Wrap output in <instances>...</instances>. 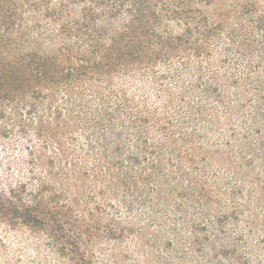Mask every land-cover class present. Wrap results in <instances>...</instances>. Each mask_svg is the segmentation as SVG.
Instances as JSON below:
<instances>
[{"label":"rangeland","instance_id":"374dc122","mask_svg":"<svg viewBox=\"0 0 264 264\" xmlns=\"http://www.w3.org/2000/svg\"><path fill=\"white\" fill-rule=\"evenodd\" d=\"M14 1L0 54L26 64L36 51L53 66L51 75L27 73L32 87L0 83V264H90L83 254L94 264H264V0H187L184 17L166 11L173 0H160L165 22L142 26L150 38L161 32L163 50L138 45L131 56V32L112 52L128 56L119 70L99 65L71 85L69 73L57 78L55 64L69 66L61 46L94 66L99 46L76 36L92 33L109 46L127 11L115 0ZM202 12L219 28L208 40L199 33ZM81 24L90 25L62 31ZM198 39L215 64L229 60L224 97L197 85L201 74L212 79L190 46ZM248 42L253 56L234 68L236 45ZM159 132L194 152L195 164L151 140ZM200 186L213 198L192 193ZM37 200L41 217L27 223Z\"/></svg>","mask_w":264,"mask_h":264},{"label":"trees","instance_id":"16d2710c","mask_svg":"<svg viewBox=\"0 0 264 264\" xmlns=\"http://www.w3.org/2000/svg\"><path fill=\"white\" fill-rule=\"evenodd\" d=\"M159 2H160V5L164 3L160 0H115L113 1V4H114L113 8L118 6L119 9H125L127 11V15H129L127 25L124 27V30L122 31V36L119 38H115L112 41L111 45L106 46L104 44H100L101 40H99L97 36L95 38V36H93L92 33H84V36L82 37L79 35L81 34L80 32L78 36H76L77 39L83 41L86 45L87 44L89 46L91 45L92 48L99 46V49L97 51L93 49L94 51H96L95 55L99 57V59L95 56L92 60L94 63V66H92L91 62L83 58H80L81 50H77L76 54H79L78 56H73V54L67 55L66 51H70V50L61 46V54L62 56L65 57L63 61H65L66 63H69V66L65 67V63H61L60 61L58 62V64H55V68L59 69L57 78L59 77L62 79L63 73H69L70 74L69 84L71 85L74 82V79L81 80L86 77H89L91 70L95 69L94 67H97L99 65L101 66L98 68L103 67L104 69H106L107 72L113 71V70H119L120 65L124 64L122 63V61L125 59H128V56L126 55L122 56L124 52L121 53V56H119V54L115 55L112 52L113 50L117 51V53L121 52L122 46H123L122 40L123 38L127 37L128 34H130L131 32L135 36L133 43L128 44V45L125 44V48L133 50V52L131 53V56H134V57L137 56L138 53H136L134 48L137 47L138 45H142L143 49H145L147 45V49L151 47L156 50L158 49L160 51L163 50V46H165L163 41L162 40L156 41L157 39H159V37H162L161 32L160 34L154 33L155 35L153 34V36L150 38V35L147 32L148 30H150L149 26L147 28L142 26V24L147 26L148 24H154V23L163 24L165 22L163 18L159 16V13H158V11H160ZM178 2H181L180 7H178L179 6L178 4H175L176 2L174 0L173 2L169 1L167 4H165L166 6H168V9H169L166 11H170L171 13L179 17L181 16L184 17V14L187 11V7L190 3L187 0H182V1L178 0ZM130 3H132V5H130ZM181 7H185V8H181ZM16 9H17L16 2L14 0H0V26L4 24V21L7 18H10L13 15H16ZM200 19L202 21V23L200 24V29H199L200 36L206 37L208 40L210 39L212 35H214L216 30H218L219 28L217 26L211 25V22L209 20L210 19L209 13L207 12H202ZM218 20H219V23L221 24V22L225 21V15L224 14L220 15L218 17ZM88 25L90 24H81L80 26H73V25L65 26L64 25V28H62V31H65V35H71L75 33V31L77 32L80 31V28L87 27ZM187 29H190V27ZM107 31H108V28L106 27L105 30L101 32H106L107 34ZM98 36H102V34L101 35L99 34ZM88 41H90L91 43H89ZM8 44L10 43L8 42L7 37L0 38V53H1V49H4V47H8ZM190 46L193 52L195 53V55H197L200 58H205V62L206 64H208L206 69L209 70L210 73L212 74V79L210 80L205 79L202 76L203 74L199 75L197 78V85L202 86L204 88V93H207L208 96L224 97V91H223L224 85L222 84V82L225 79V77L223 75L222 69L229 63V60L224 58V59L219 60L218 64H215V62L212 60L213 56L211 55V46L204 44L202 40L200 39H198L193 44H190ZM186 47L188 46L186 45ZM236 47L237 48L234 49L233 55L237 56V58H235V60L232 62V65H234V68H236L239 65L240 60L245 58L246 53L249 52V55L251 57L254 54L253 44L251 42L246 43L245 48L240 46L239 44L236 45ZM30 57L31 58L29 62L26 64H22L23 60L21 58L20 59L17 58L15 60L12 59L11 61L13 62L9 61L10 63H8L5 61L4 57L0 54V83H6V84H3V87L11 88V86H17L18 83L19 85L21 84L23 86L32 87V84H30V82L33 80V77L28 74L30 72L35 71V69L40 70V71L43 70L42 72H44L45 74L51 75L52 69L50 70V66L52 67L53 64L51 63L49 57L43 60L39 56L38 52L36 51L31 52ZM258 62L264 65V62L262 61V59H259ZM19 63H21V65H19ZM249 63L252 64V61H250ZM103 64L105 65L103 66ZM18 71H19V75H16V72ZM200 71L203 72V70H200ZM37 76L39 75L37 74ZM42 81H43V78H42ZM246 81L248 80H245V82ZM245 85H247V83ZM3 89L9 90V88H3ZM260 91H261L260 88H258L257 92L260 93ZM78 94L79 96H82L83 92L79 91ZM201 110L202 108H199V111ZM169 123H171V121ZM168 128H169L168 126L165 127L166 131ZM189 135L190 136L187 135L188 138H185V139H189V141L187 142L192 141V138H191L192 134H189ZM151 140L159 141L161 145L163 144L164 141L172 144L173 147L171 150H173V152L176 153V156L180 163L187 162L191 165L195 164L196 159H195L194 152L185 153L183 149H180L174 146L175 144L173 140H167L166 138H164V135L162 132H159V136H156L155 134V138H151ZM117 149L122 150L123 146L118 147ZM192 193H195L203 197L205 200L213 198L212 192L203 186L202 187L200 186V188H196V187L193 188ZM0 204L2 205V203ZM3 205L5 204L3 203ZM42 207H44L43 200H37L35 204H33L31 208L28 209L29 211L24 213L25 218L29 219V220H26L27 223H30V221H36L37 218L41 217ZM237 211L238 209L236 207V208H233L231 212L223 214L221 221L225 223L226 221L224 220H230L232 217H234L233 215ZM86 257L90 264H94L91 258H89L88 256H85L84 254L82 255V257H80V260L84 261L82 258L85 259Z\"/></svg>","mask_w":264,"mask_h":264}]
</instances>
